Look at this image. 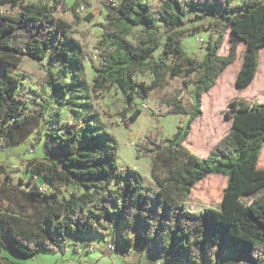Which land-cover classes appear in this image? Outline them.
Masks as SVG:
<instances>
[{"label": "trees", "instance_id": "obj_1", "mask_svg": "<svg viewBox=\"0 0 264 264\" xmlns=\"http://www.w3.org/2000/svg\"><path fill=\"white\" fill-rule=\"evenodd\" d=\"M42 1L0 0V151L22 144L36 131L34 146L41 144L44 154L27 166L31 179L41 180L40 185L32 181L31 190H26L12 184L9 175L1 182L3 246L29 259L41 250L59 252L72 236H110L114 243L119 239L124 254L162 257L171 264H206L213 259L215 264H239L221 261L225 253L244 264H264V198L243 200L264 187L260 167L264 102H233L230 132L207 157L184 144L194 119L203 116V95L237 60L242 41L247 50L237 85L243 89L254 80L264 47V2L162 0L154 7L148 0L107 1L96 47L98 64L90 84L85 65L90 56L73 35L74 26L94 19L91 13L85 18L78 13L81 7L91 8L90 1L74 0L70 7L57 0ZM60 4L73 14L72 23L56 15ZM205 22L210 31L207 52L198 60L188 56L181 38L200 31ZM230 30L231 47L222 55ZM25 58L49 61L41 90L43 95L48 89L58 95L63 101L60 107L71 106L72 122L56 125L60 121L56 111L55 125L47 131L50 101L30 110L29 101L19 92L22 78L14 74ZM57 63L62 66L54 71ZM144 74L152 77L150 85L136 80ZM176 77L184 87L165 94L161 103L168 115L186 116L188 122L173 138L146 136L137 145L138 158L150 159L155 186L138 170L119 166L117 138L95 100L119 89L128 104L123 117L132 112L128 118L133 123L142 115L140 109L133 110L136 99L147 100L153 90L163 89L169 78ZM190 86L192 108L182 97ZM0 172L6 174L2 164ZM205 181H224L220 207L194 211L187 202ZM68 189L71 193L62 195ZM0 264L22 263L0 255Z\"/></svg>", "mask_w": 264, "mask_h": 264}, {"label": "rangeland", "instance_id": "obj_2", "mask_svg": "<svg viewBox=\"0 0 264 264\" xmlns=\"http://www.w3.org/2000/svg\"><path fill=\"white\" fill-rule=\"evenodd\" d=\"M28 1L34 3L43 2L42 0ZM57 1L66 3L68 7L74 3V0ZM89 1L91 8L81 7L78 13L82 18L87 17L91 13L94 19L90 22L84 20L80 25L74 26L73 35L82 42L90 56L85 61V65L86 77L89 83L92 84L95 77V67L99 59V52L96 47L102 37L103 25L105 24L106 10L104 4L107 1L119 3L121 0ZM148 1L154 7H159L162 3V0ZM259 1L264 2V0ZM50 4L53 5L54 2L51 1ZM2 9L6 10L9 7ZM56 15L70 23L74 20L73 14L65 12L61 4L58 6ZM232 33V30H230L224 39V44L220 50L222 55H227L230 50L231 43L229 39ZM209 35L210 31L208 30L207 22L204 23L200 31L184 35L181 38V43L188 56L203 60L207 52ZM246 50L247 44L242 41L238 47L237 60L228 68L236 64V62H238V65L225 73L228 70L227 68L211 91L202 97L203 116L194 119L191 125V132L184 143L193 153L200 157H207L218 141L230 132L232 125L230 114L233 109V102L238 103L244 101L249 104L264 102V47L259 52V66L252 83L243 89H240L237 85V80L245 61ZM48 64V60L39 61L25 58L22 65L14 69V74L22 78V85L19 92L29 101L30 110H33L43 101H50L51 109L45 119V129L50 131L55 124L66 125V123L72 122L74 113L69 105L60 107L59 104L63 101L58 95L52 94L50 89L43 95L41 83L48 70ZM61 66V63L55 64L54 71L60 69ZM136 80L139 83L150 85L152 77L149 74L137 75ZM183 87L184 84L181 78H169L165 87L163 89L153 90L147 100L136 99L133 110L140 109L142 115L133 123L129 122L128 118L132 112H127L126 117H123L122 113L126 111L128 104L119 89L113 88L95 100L97 111L100 113L109 131L117 138L119 146V166H129L138 170L147 183L155 186H157V183L151 172L150 159L138 158L137 145L146 136H158L159 139L166 137L173 138L178 128L186 125L189 119L188 117L168 115V108L161 103V99L165 94L174 93L175 90L182 89ZM192 89L193 86H190L185 88L182 93L184 103L190 108L193 106ZM56 111H59L60 121L54 124L52 118ZM35 140L36 131L26 138L22 144L12 146L5 151H0V164L4 166L6 172V174L0 172V185L2 180H8L7 175L10 176V182L12 184L20 185L21 188L26 190H31L32 181L39 185L42 183L39 179H31L27 168L29 160L36 158L42 159L44 157L41 144L34 146ZM260 167L264 168V155L260 162ZM217 177L223 178L221 175ZM211 178L218 179L214 175ZM223 182L205 181L200 184L195 189L192 199L187 202L189 208L194 211L209 207L219 208ZM71 191L72 189L63 190L62 195L68 196ZM259 197L264 198V187L255 192L253 196L244 197L243 200L250 203ZM111 227L116 228V225L112 224ZM3 239V233L0 229V255L5 259L22 264H171L167 259L162 257L148 258L146 255L140 256L133 253L118 257L114 253L106 251L109 241H112L110 236L106 238L101 236H72L67 245L59 252L41 250L36 257L29 259L15 254L8 246L4 247ZM5 240L8 241L7 236H5ZM115 245L121 251L124 250L123 245L117 238ZM91 246L94 249L88 251L87 248ZM77 247L79 248L76 249ZM219 259L221 261H237L239 264L245 263H242L241 260H238L235 256L228 253L220 256ZM197 264H204V262L199 261ZM206 264H215V260L208 261Z\"/></svg>", "mask_w": 264, "mask_h": 264}, {"label": "built area", "instance_id": "obj_3", "mask_svg": "<svg viewBox=\"0 0 264 264\" xmlns=\"http://www.w3.org/2000/svg\"><path fill=\"white\" fill-rule=\"evenodd\" d=\"M112 2H115V1H112ZM106 251H108L110 253H114L118 257H122L124 255V252L121 251L120 249H118L113 241H109V243L106 247Z\"/></svg>", "mask_w": 264, "mask_h": 264}, {"label": "crops", "instance_id": "obj_4", "mask_svg": "<svg viewBox=\"0 0 264 264\" xmlns=\"http://www.w3.org/2000/svg\"><path fill=\"white\" fill-rule=\"evenodd\" d=\"M79 247H77L76 249H78ZM40 253V252H39ZM140 264V263H139ZM205 264V263H204Z\"/></svg>", "mask_w": 264, "mask_h": 264}]
</instances>
